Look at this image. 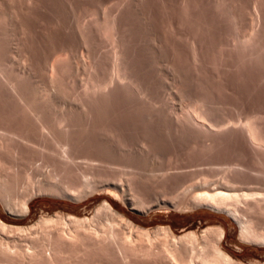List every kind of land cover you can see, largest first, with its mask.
<instances>
[{"label": "rangeland", "instance_id": "rangeland-1", "mask_svg": "<svg viewBox=\"0 0 264 264\" xmlns=\"http://www.w3.org/2000/svg\"><path fill=\"white\" fill-rule=\"evenodd\" d=\"M157 1L0 0V128L15 131L39 143L33 146L20 140L6 141L0 137V176L5 181L4 188L0 187V219L8 225L9 229L5 234L10 237L6 238V235L2 234L0 236L3 240L10 241V246L20 245L24 255H30L36 249H44V257L47 255L54 258L56 255L57 259L65 264H175L174 260L164 258L158 253L168 236L192 230L196 232L198 239L202 240L203 235L213 236L212 230L204 233L209 227L220 226L224 231L220 247L236 263L264 264V243L244 239L241 236L240 224L231 215L209 206L195 208L187 203L185 188L188 187L186 191L189 192L194 182L202 183L201 179L210 181L216 177L221 183H227L225 180H229L232 186L235 184V188L257 193L254 195L255 202L252 199L248 203L240 202L239 206L243 209L242 213L245 212L243 217L248 220L249 227L254 228L252 230L255 233L264 235V160L258 157L259 150L248 144L241 134L232 138L227 134L229 139L222 135L216 138L218 145L215 144V149H208L205 144L211 143L209 139L212 136L208 134L206 127L201 129L200 126L189 124L188 127L185 122L178 124L180 121L175 119L174 114L194 102L199 87L194 85L196 82L192 80L191 73L188 70L185 73L186 69L184 71L177 68L182 71L180 75H177V70L172 71V74L171 70L167 73L157 69L158 65H163V59L169 61L168 54L170 46L172 47L167 42L169 36L165 34V37L161 28L160 18H164V13ZM106 14L113 25H117H114V28L121 47L124 43L123 57L126 55V66L130 67L127 68V82H120L116 75L111 76V71L109 73L112 46L108 36L101 29V19ZM147 18L150 19L145 20ZM113 20H117V23ZM142 20L146 21L148 26L155 24V30L149 31V27ZM53 58L60 65L56 64L58 72L53 76L57 80L51 79L50 75ZM158 60L161 64H158ZM214 72L209 68L210 75ZM108 75L114 78V81ZM177 76L181 81H176L174 77ZM8 79L13 81L14 87L7 84ZM105 80L108 83L111 81L107 88L92 87L93 84L99 85ZM169 82L173 85L172 88L168 85ZM233 82V92H228L233 95L227 93L231 96L229 98L227 94H223L225 99L223 96L214 104L215 107L213 105L214 117L229 119L234 115L242 116L244 112L246 116L249 111L264 115V86L255 88L247 81V85L244 81H240L243 85H240L239 81ZM134 86L139 87L141 93H138ZM92 92H96L95 95ZM31 112L40 113L41 119L48 123L52 132L39 133V128H36L38 122L34 120V114ZM62 115L68 123L65 127H53L56 125L53 121ZM234 138L235 140H230ZM213 139L212 137V141ZM62 144L68 145L69 154L74 155L73 160L59 155ZM262 152L264 154V151ZM161 165L164 168L163 173L167 174H161ZM149 167L150 170L151 167L153 170H159L154 171L155 179L151 178L150 172L147 174L146 168ZM201 168L207 170L206 172L210 170L211 174L208 176H211V179L208 176L205 179V175L201 173L197 174L201 172ZM212 169L214 171H211ZM194 172L198 178L192 174ZM158 173L161 175H157ZM202 175L204 179L200 178ZM187 179L190 180L189 183ZM214 180L212 182L216 181ZM183 184L184 188H180ZM177 190H180V194ZM25 200L28 209L27 213H22ZM104 201L123 219L131 221L133 228H136L124 227L123 219L119 217L111 222L115 225L108 224L104 216L102 217L105 213L102 211ZM98 208L102 211L103 224L109 226L98 227L100 236L93 229L95 222L91 219ZM55 214L59 217L56 223L50 220L39 225L41 218L53 217ZM70 216L90 220L84 223L87 229L82 230L80 237L75 238L76 241L69 238V230L65 229L67 224L72 226ZM140 227L153 232L166 228L165 231L169 234L164 229L158 230L161 236L156 235L151 241L144 239V236L138 237L141 236V233H138ZM115 230H122L127 235L132 232L129 235L132 242L129 244L133 243V246L130 244V249L135 247L136 252L120 248V238L111 236ZM126 230H129L128 233ZM55 242L57 244H54ZM47 243L61 246L59 254H53V249L46 247ZM2 247L7 246L4 244ZM13 248L10 249L11 256L16 255L14 258H19L20 254ZM0 257L4 258L1 254Z\"/></svg>", "mask_w": 264, "mask_h": 264}, {"label": "bare ground", "instance_id": "bare-ground-1", "mask_svg": "<svg viewBox=\"0 0 264 264\" xmlns=\"http://www.w3.org/2000/svg\"><path fill=\"white\" fill-rule=\"evenodd\" d=\"M158 1H159L160 9H162V11H163L162 13H164V15H163L164 18L163 19L160 18L161 21H162L161 22V28L163 30L164 35L167 34L169 36L168 37L169 39H167V42H169L170 44H168V43L167 44L169 46L172 45V47L170 46L171 50L167 49V51L168 50L170 51V53L168 54V56L170 55L169 61L168 60L167 61L166 60L164 61V59H163L162 60L163 61L162 62L163 65H160V66L158 65L159 68L157 66V69H158V71L159 70L160 71L164 70L167 73H168V71L170 72V70H171V73H172V71L174 72L175 70H177V68L182 69V70L186 69V72L185 73H187L189 71L191 73L190 76H192V78H193L192 80H194L196 83L194 81L193 82L190 81V82L195 83L194 85L196 87L198 86L199 89H200V90L197 89L198 91L195 90L196 93H197L196 94L197 98L196 99L194 98L195 100L193 99L194 102L192 103L190 101L192 104L189 107H186V108L184 106L183 111H181L179 109L180 112L177 111L178 112V113H176L177 116H176V114H174L175 117H176V118L175 117L174 118L177 119V122L180 121L178 124H181V122H185L184 123L185 125H188L189 124L190 126L191 125H195L196 127L197 126H200L201 129H202V127H206L207 130H206V128H205V130L208 132V134H210L214 138L213 141H212V137L209 136L210 137L209 140H211L210 141L211 143L209 144V142H208V144H205V147H207L208 149H212V148L215 149V146H216L215 144H217L216 138H218V137H220L222 135L223 136H227V134H228V136L230 138H232V136H234V135L236 136L237 134H241L244 137V138L243 137H241V138L245 139V141L247 140V142H249L248 144L253 145L255 148H257L259 150L260 153H258V157L261 160H264V154L262 152V151H264V115H260L261 114L260 112H259L260 114H257V113H254V112L251 113V111H249L250 113L247 114L246 116L244 115L245 114V112H244L242 114V116L239 115V116L236 117L234 115L233 118H229V119L222 118L221 119L220 117L217 118V116L214 117V115H215L214 114V112H215L214 110L215 109L213 108V105L214 104H217V101H220L223 98V96H224L223 94H227L229 91H230L229 93H231L232 85L235 86V83L233 82L234 80H235V82L236 81H239V84H240V81H244V83L246 81L248 83L250 82L255 88L264 86V0H158ZM150 6H151V4H150ZM149 11H151V10H149ZM144 17H147V16H144ZM142 18L143 17H141V19ZM149 19L147 18L145 20H149ZM101 20H102V23L101 24H103L102 25L103 28H101V29H103L104 33L108 36L109 42H110V44L112 46V48H111L112 51H110L111 52V56H112V58L110 60H112V62H111V65H110L109 73L111 71L112 72L111 73V76L116 75L117 76L116 78L117 79H120L119 81L121 82V80H125V79L128 78V76H127L128 74L127 73H129L128 72L129 70H127V68H130V67H127L129 65L126 66L125 60H126L127 57L124 59V57L126 56L125 53H124L125 56L123 57V52H125V50L124 51L122 50L124 43H122V47H121V45H120L121 43H119V40L117 39L118 33H116L115 28H114V25L115 24L113 25L112 20L110 19V17L107 16V14H106V15H104L103 19H101ZM116 21H114V22H116ZM142 22L144 24L146 23V25H147V22L146 21L144 22V20H142ZM148 23H149V21H148ZM150 23H151V20H150ZM154 25L155 24H153V25L152 24H149V26L147 25V27H149L148 30L149 31L155 30L156 27ZM115 26H117V25H115ZM153 26L155 27L154 29H153ZM116 29H118V28L116 27ZM158 31H160V30H158ZM100 32H102V31H100ZM121 32H120V34L123 33V32L122 33ZM83 34H84V32H83ZM153 35H155V34H153ZM157 35H159V34H157ZM165 37H166V35H165ZM120 38L121 37L119 36V39ZM121 41H123V40L121 39ZM84 43L86 44L87 41L86 42L84 41ZM152 44H154V43H152ZM163 45L164 44H162V46ZM154 46H157V45L154 44ZM154 46L152 45V47H154ZM159 46H160V44H159ZM152 47H151V49H154ZM88 48H89V46H88ZM156 48H158V47H156ZM158 50H159V48H158ZM167 51H164V52L167 53ZM58 55H56V57ZM161 56H159V57H161ZM90 57L91 56H89V58ZM58 58L59 57H57V59ZM161 59H159V60L161 61ZM106 60H108V59H106ZM160 61L158 62V64H161ZM59 62L60 61L58 59V63ZM154 62H157V61H154ZM56 64H57V60L55 61V59H54L52 61V63H51V68H50L51 69V72H50L51 73L50 74L51 75V79H53V78L56 79V77H53V76H54V73L57 71V65L60 66L59 64H57V65ZM209 68H211V71L212 72L215 71L213 75L212 74L210 75L211 72L208 73L209 72ZM3 71H4V69H3ZM84 71H86V70L84 69ZM184 71H183V74H185ZM181 72L182 71H180V70L178 71L177 70V75H180ZM0 73H2V67H0ZM112 74H114V75H112ZM175 74H176V72H175ZM108 76H110V75H108ZM190 76H188V77L190 78ZM177 77H174V78H176L177 79L176 81L179 82L180 78L179 77L177 78ZM181 78H183V77H181ZM113 79L114 78L111 77V80L112 81H114ZM106 80H105V82L102 81L104 83H101L99 85H97L95 83V85L93 84L92 87L95 88V89H97V87H98V89L99 88H107L108 84L111 83V81L109 80V83H108V81L106 82ZM7 81H8L7 84L11 85V87H14L13 81H11L9 79ZM170 82H169L168 85L171 86ZM130 83H132V82L129 81V84ZM122 84L125 85L126 83L125 84L122 83ZM130 85L133 86V84H130ZM240 85H243V84H240ZM252 85H251V87H253ZM89 86L90 85H88V88H89ZM111 86H113V85L111 84ZM172 87H173V85L171 86V88ZM93 88H92V90H93ZM246 88H248V87H246ZM134 89L135 90H138L140 88L139 87H136L135 88V86H134ZM176 89H177V87H176ZM88 91H90V90H88ZM139 92H140V90H138V93ZM198 92L200 93V95H199ZM232 92H233V90H232ZM48 93H49V91H48ZM95 93L96 92H94L93 95H95ZM186 94H187V92H186ZM228 94H227V96H228ZM97 95H99V94H97ZM198 95H199V97H198ZM229 95H233V93L232 94H229ZM238 95H240V93H238ZM174 97H175V95H174ZM235 97H236V95H235ZM151 98H153V97H151ZM233 98H234V96H233ZM224 99H225V96H224ZM180 100L183 101L182 99H179V101ZM223 100H222V102H223ZM154 106H156V105H154ZM214 107H215V105H214ZM185 109H187V110H185ZM167 110H168V108H167ZM223 110H225V109H223ZM246 110H248V109H246ZM239 111H241V110H239ZM252 111H254V110H252ZM174 112H176V111H174ZM225 112H226V110H225ZM32 114H34V116H33L34 117V120H36V122H38V124H39V127H38V124H37V127H36V128H39V133H42V132L50 133V132H52V130H51L52 128H50L48 126V123L46 124L45 123V120L43 121L41 119V117H40L41 114L40 113H39L40 115L38 113H34V112ZM171 115H173V114H171ZM54 118H52V120ZM53 123L56 124L53 127L61 128L63 126L65 127V124H67L68 121L66 123V118L63 117V115H62L61 117L58 116L53 121ZM185 125H183V127ZM189 125H188V127H189ZM179 126H181V125H179ZM188 127H186V128H188ZM190 128H192V127H190ZM193 128H195V127H193ZM198 131H199V128H198ZM201 133H203V132H201ZM0 137L3 138V139H5L6 141H11V140L12 141H16V140H20L22 142L27 143L28 145L31 144L33 146H36V145L39 144L37 141H34L31 138H28V137H25V136L23 137V136L19 135L18 133H16L15 131L2 130L1 128H0ZM203 137H205V136H203ZM229 137H228V139H229ZM195 138H196V136H195ZM230 140H235V138L234 139H230ZM207 141H208V139H207ZM221 142H223V141H221ZM236 142H234V143L237 144ZM113 145H115V144H113ZM240 145H241V143H240ZM68 149L69 148H68V145L67 144H62L60 146V154L59 155L60 156H63L65 159H68V160L69 159H72L73 160V158H74L73 156L74 155L71 156V154H69ZM203 151H204V149H203ZM209 153H211V150L209 151ZM240 155H242V154H240ZM87 158L88 157L86 155V159ZM89 158H91V157H89ZM216 162H218V161H216ZM241 163H243V162H241ZM210 164L211 163H209V165ZM236 164H237V161H236ZM163 165H161L160 170L162 172L161 171L160 172H161V174L165 175L167 173L166 172H165V174L163 173V171H164V168H162ZM158 166H160V165H158ZM228 166H229V164H228ZM228 166H226V167H228ZM184 167H182V168H184ZM204 167H203V169H204ZM246 167H248V166H246ZM157 169H159V167H157ZM203 169L201 170V172H198L197 174L199 175V173H201V174L205 175L204 177L206 179L207 178L206 176L210 175L211 173H209L210 170H209V172H206L207 170L205 171ZM230 169L232 170L231 167H230ZM146 170H148L147 174L150 172L151 178L154 177V179L156 177L155 176L156 172L159 171V170H156V169L153 170L152 167H151V170H150V167H149V169L146 168ZM154 171H156V172L154 173ZM211 171H214V170L212 169ZM223 171L224 170L222 169V172ZM228 171H229V169H228ZM216 172H217V170H216ZM262 172L264 174V171H262ZM257 173H259V172H257ZM192 174H195V172L192 173ZM144 175H145V172H144ZM157 175H159V173ZM203 175L200 176V178L202 177L204 179ZM196 177H197V175H196ZM208 177L210 178L211 176H208ZM216 178H215V180H216ZM191 179L193 180V176L191 177ZM212 179L214 180V178H212ZM207 180L208 179H206V180H202L201 179V182L202 183H200V182L197 181V184H194L196 182L192 181V182H194L192 184V187L193 188H192V190H189V192L186 191V190H188V187H187V189L185 188V193H187V194L185 195V193H184V195L185 196L188 195L187 196V203L189 204V206L195 207V208L196 207L198 208L200 206H209V207H212V208H215V209H218V210H223L226 213H228L229 215H231L238 222V224H240L241 230H242V235L241 236H243L244 239H246L248 241H253V242L255 241V242H258V243L259 242L264 243V235H259L258 233H255V231H253L254 228H250L249 227V225L247 223L248 220H245V218L243 217V214L245 212L242 213L243 212L242 211L243 209H241L240 206H239L240 202L247 201V203H248V201H250V200L252 201V199H254V197H255L254 195L257 194V193L253 194L252 191H251L252 193H249L247 191H244L242 189H239L238 187L235 188L236 187L235 184L232 186L231 185L232 183L230 184V181L229 180H228L229 181V184H228V181L225 180V179H223V180H225L227 183H224V182L221 183L220 181H218V179L216 181L214 180L215 182H212L213 180L212 181L211 180L210 181H207ZM189 181L190 180H188V183H189ZM4 184H5V181L0 176V187H3L4 188ZM7 184L8 183H6V185ZM180 188H184V184H183V187H180ZM242 188H244V187H242ZM179 192H180V190L177 193H179ZM257 199H258V197H257ZM183 200H185V199H183ZM258 200H257V202H258ZM253 201L255 202V199ZM22 205H23V207H22V211L23 212L22 213H27L28 206H27L26 200L24 201V204H22ZM248 205H250V204H248ZM102 208H103L102 211L103 210L105 211V213L103 215H102L101 208H98L96 210V212L94 213V216L92 218L90 217L92 219V221L95 222V225H94L95 227H93V229H95L96 232L97 231L100 232V228H102L105 225L107 227H109L107 224H103L104 221L102 222L101 215H102V217L104 216L103 218H105L109 222L108 224H110L111 222L113 223L114 219H117L116 217H119V218L123 219V217L117 211H115V209L108 202H105L104 201V204H103V207ZM57 219H59L58 214H55L53 217L51 216V217H47V218H41L38 221V223L40 225V224H44V223H46L47 221H50V220L51 221H55V223H56V220ZM69 221L72 222V226H70L69 224H67V227H65V229L67 228L69 230V232H68L69 238L75 239V238H79L80 237L83 229H84V231H85V229H87L85 227V224L84 223L86 221H90V220L88 218H84V219L82 218L81 219V218H78V217H75V216H70L69 217ZM66 222H64V223L66 224ZM122 222L124 223V227H132V229H135L136 228V226H135V228H133L134 225L129 220L123 219ZM59 223H61V222H59ZM112 223H111V225H112ZM113 225H115V224H113ZM98 227H100V228H98ZM122 227H123V225H122ZM8 229H9L8 225L6 226V224H4L3 221H1V219H0V234L6 235L5 233H6V231H8ZM161 229L162 230L164 229V231H165L166 228H161ZM161 229H157V230H154L153 229L154 230V232H153L150 229L149 230H147V229L144 230L143 228L140 227V228H138V231H139L138 233H141V236H138L139 234L137 233V231H136V233L138 234L137 235L138 237H143L144 236L143 237L144 239L146 238L147 240H151V238H153L154 236L160 234V233L158 234V230H161ZM116 230L113 231V233H112L111 236L113 238H118V237L120 238V240H121L120 248L127 249V250H132V251L136 252V250L134 249L135 247L134 248L131 247L132 249H130V246L131 245L133 246V243L132 244L130 243L131 245L129 244V242H132L131 241L132 239L129 240V235L132 234V232L129 235H127L126 232H122V230L125 231L124 228L122 230H120V232H122V233H120V232H118ZM128 231H127V233H128ZM208 231L213 232V234H212L213 236L212 237H206L205 235H203V236H201L202 240H199L198 237L196 236V232L195 231H192V230L183 232L180 235H174V234L171 233L172 234L171 237L168 236L169 237L168 240L166 239L167 241L166 240H164L165 242L163 241L164 242L163 243V247H162L161 251L158 252V253L161 256H163L164 258L167 257L168 259L174 260L176 263L174 261H170V260L169 261L170 262H174L175 264H238V263H236V261H234L220 247L221 241H222V238H223V235H224V231H223L222 227H220V226H215V227H212V228L209 227L206 231H204V233H206ZM165 232L167 234H169L168 231H165ZM165 232H163V233H165ZM109 233H110V231H109ZM63 234H64V232H63ZM102 235H103V233H102ZM8 236L10 237V235H8ZM8 236L6 235V238ZM96 236H97V234H96ZM99 236H100V234H99ZM132 236H131V238H132ZM160 236H161V234H160ZM170 238H171V240L169 241ZM9 239L10 238H8V240ZM163 239H164V237H163ZM136 240H138V239H136ZM75 241H76V239H75ZM133 242H136V241H133ZM8 243H11V242L10 241H6V240H3V238L0 236V254L4 257L3 259L0 257L1 258L0 259V264H63L64 263V262L61 263L62 261L60 260L61 261L60 262L59 261V258L57 259V256L56 255H54L56 258L55 257L54 258L53 257L50 258L47 255L46 256L49 257V258H47L46 256L44 257L43 256V253H44L45 250L44 249H41L42 247L40 248L41 250H38V251H36L37 250L36 248H38V247H36L35 248L36 250L33 251L32 254H30V255H27L26 254L27 255L26 256V255H24L25 254L24 250L22 251V248H20V245L11 244V246H10V244L8 245ZM49 243H50V241H49ZM4 244L7 247H4L3 248L2 245H4ZM47 244H46V247L49 246V247H51L53 249V251H54V252L52 251L53 254H57L59 252L58 250H59V248L61 246L58 247L57 245H55V246L53 245L52 246V244H50V245L49 244L47 245ZM54 244H57V242H55ZM128 244H129V247H128ZM32 246H34V245H32ZM13 247L16 248L17 254H20L19 255L20 256L19 258H14V256L16 257V255H14V254H13L14 256H11L12 253H11V250L10 249L13 248ZM51 248H50V250H51ZM13 250H14V248H13ZM19 250H20V253H18ZM53 254H52V256H53Z\"/></svg>", "mask_w": 264, "mask_h": 264}]
</instances>
